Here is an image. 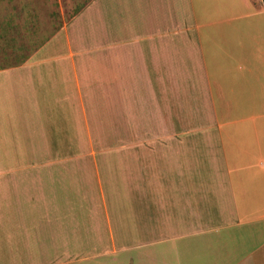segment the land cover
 <instances>
[{
  "label": "crops",
  "instance_id": "1",
  "mask_svg": "<svg viewBox=\"0 0 264 264\" xmlns=\"http://www.w3.org/2000/svg\"><path fill=\"white\" fill-rule=\"evenodd\" d=\"M78 22L0 45L21 59L0 66V167L48 152L56 123L81 143L89 67L97 116L106 100L119 131L179 144L1 192L0 264H264L263 1L97 0Z\"/></svg>",
  "mask_w": 264,
  "mask_h": 264
},
{
  "label": "rangeland",
  "instance_id": "2",
  "mask_svg": "<svg viewBox=\"0 0 264 264\" xmlns=\"http://www.w3.org/2000/svg\"><path fill=\"white\" fill-rule=\"evenodd\" d=\"M97 0H0V45H36L44 43L52 34L65 26L79 28L78 18L87 7L94 6ZM96 8L91 11L95 13ZM92 13L93 16H95ZM77 19V20H76ZM76 20V22H75ZM19 56L0 58V66L16 65ZM94 73L87 72L85 82L89 103L87 118L83 117V137L80 143L79 133L71 122L56 123L55 131H50L51 142L48 152L13 153L4 155L6 163L0 167V193H23L48 191V180H66L77 177L101 176L97 163H101L102 175L113 157H118L120 148L128 146H149L156 144L178 143L179 139H154L143 136L144 130L139 123L128 124L133 131L121 132L127 125L116 120L111 107L99 106L96 115ZM106 97V95H105ZM92 100V102H91ZM83 113V112H82ZM85 120V121H84ZM66 129H62L61 127ZM2 184V186H1Z\"/></svg>",
  "mask_w": 264,
  "mask_h": 264
},
{
  "label": "trees",
  "instance_id": "3",
  "mask_svg": "<svg viewBox=\"0 0 264 264\" xmlns=\"http://www.w3.org/2000/svg\"><path fill=\"white\" fill-rule=\"evenodd\" d=\"M263 1V3H264V0H262Z\"/></svg>",
  "mask_w": 264,
  "mask_h": 264
}]
</instances>
